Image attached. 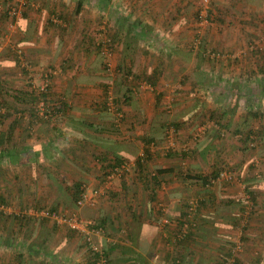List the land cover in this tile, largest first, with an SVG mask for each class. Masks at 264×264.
I'll return each mask as SVG.
<instances>
[{
    "label": "crops",
    "instance_id": "0c3cea01",
    "mask_svg": "<svg viewBox=\"0 0 264 264\" xmlns=\"http://www.w3.org/2000/svg\"><path fill=\"white\" fill-rule=\"evenodd\" d=\"M59 2L62 4L50 10L56 15L53 10L57 8L61 23L67 22L65 27L48 26L47 19L51 17L44 9L41 10L48 14L46 21L27 10L26 17L20 18L26 25L21 24L25 26L16 37L11 35L9 41L11 47L21 46L26 56L23 61L32 65L31 69L54 68L53 98L68 99L70 107L63 108V120L58 123L10 120L1 128L7 131L15 124L9 147L16 146L21 152L18 162H10L16 172H20L15 178L23 179L15 186L2 187L4 191L0 190V194L8 199L11 208L17 209L20 205L28 215L39 216L34 211L38 205L74 212L72 194L76 189L67 182L72 181L68 178H77L74 184L87 181L93 188L99 185L115 158L122 159L132 164V173L115 179L108 195L97 199L95 208L85 206L86 210L77 212L82 217H97L106 225L107 236L99 235L96 239L109 251L107 264H220L229 257L234 242L241 239L239 220L242 216L246 219L252 209V202L247 199L248 206L242 198L250 197L246 184L254 180L243 177L245 180H240L238 185L237 180H219L206 185L198 179L199 175L212 172L214 167L207 163L210 160L213 163L220 151H212L213 138L208 140L204 136L196 140L192 137L195 123H199L198 128H205L199 127L200 121L195 120L194 115H205L209 107L215 109V100L207 107L199 105L202 97L215 99L227 92L210 95L211 85L206 82L211 75L207 68L210 64L188 61L191 52L197 49L191 46L199 2L112 0L102 4L101 0H70L69 5H65L67 0ZM245 3L244 8L234 7L221 15L223 21L217 29L223 32L211 29L207 38L218 50L232 53L243 50L244 55L240 56L256 61L260 55L249 58L244 49L252 36L253 40L263 38L264 51L261 22L264 0H246ZM103 19H106L105 28L117 39L109 68L105 58H98L94 51L98 23ZM76 51L86 54L85 60L81 61ZM231 54H228L230 58ZM227 61L231 64H226ZM234 61L231 58L223 65L217 63V68L235 69ZM123 62L128 63L135 74L145 77L157 72L159 79L155 88L159 93L137 86H133L131 92L130 85L135 81L124 78ZM7 69L16 72L12 66L7 65ZM29 74L20 81L23 92L31 89L27 84ZM9 78L14 81V77ZM106 88L129 97L128 102L120 105L122 119H116L114 114L110 116L105 110ZM231 93L237 96L238 91L233 89ZM168 107L171 109H162ZM24 109H21L23 113H29ZM8 112L20 119L16 110ZM175 122H180L181 126L172 143L168 136L173 128L167 131V127ZM31 131H36L34 137L28 134ZM1 138L3 141V136ZM149 138L155 145L146 143ZM187 144L188 147H182ZM184 149L188 152L187 158L181 155ZM30 151L33 155L25 162L24 157ZM174 151L178 153L171 154ZM187 159L188 167H182L181 162ZM33 160L40 162L41 172L35 171L37 177H32L33 169L28 165ZM139 162L146 164L140 166ZM192 200L200 202L193 217L197 225L185 240L179 241L175 235L177 227L164 222L167 217L171 224H178ZM30 201H34L35 206ZM261 203L259 212L262 214L251 217L249 229L244 233L247 239L239 255L247 258L246 264H264V200ZM2 217L3 214L0 217V264H92L84 238L67 226L49 218Z\"/></svg>",
    "mask_w": 264,
    "mask_h": 264
},
{
    "label": "trees",
    "instance_id": "16d2710c",
    "mask_svg": "<svg viewBox=\"0 0 264 264\" xmlns=\"http://www.w3.org/2000/svg\"><path fill=\"white\" fill-rule=\"evenodd\" d=\"M111 1L112 0H101V3L102 4H109V3H111ZM192 1H195V0H192ZM245 2H246V0H227V2H226V0H211V8H210L209 15H208L209 21L216 22L219 24L220 22L223 21L221 15L227 14V12H229V10L233 9L234 7L237 8V7L241 6L242 8H244L245 5H243L244 6L243 7L242 4H246ZM14 3L18 8L19 3L16 2V0H1L0 39H6V36H7L6 34H8V31H10V29H8L7 26H5L6 29L4 30L1 26V24H4V23L7 24V22H9V19L11 18L10 14H9V8ZM227 3H228V6L226 5ZM32 4H33L32 0H26V2L24 4V8L21 11L22 17H19V18L26 17L27 10H29L30 8H33ZM195 11H196L195 15H197V17H196V23H197L198 19H199L197 8ZM243 12H245V11L243 10ZM55 16H57V17H54V15H53L51 18L47 19L46 24L48 26L52 25V26H60L61 27V24H63V23H58V19L59 20L61 19V18H59L60 15L56 14ZM16 20H17V16L14 15L9 22L10 25H13L14 22H16ZM261 22L264 25V20H262ZM135 25L137 26V24H135ZM212 28H213L212 25H209V27L207 28L206 31H204L202 34H199L198 28L196 27L194 39H197V37H199L200 43H199V45L193 44V46L197 47V49H195L194 47H191V48H194L195 50L198 51L199 57L203 62L206 63L207 61L211 60V61H217L218 63L223 65L225 60H227V59L231 60V58L228 55L226 57H224V55H226V54L223 51L218 50L217 48H215V50L210 49V47H209L210 41L207 38V34L210 31H212L211 30ZM63 30H65V29H63ZM102 34L105 37L100 36ZM95 36H96V44H95L96 52L105 58L106 67L109 68L111 66L110 65L111 64V61H110L111 58L110 57H113V54L116 52L117 39H116V37H114L113 34L109 33L108 28L98 30L96 32ZM246 36H250V35L246 34ZM262 39L263 38L261 37L258 40L257 39L253 40L252 36L249 37V39H247L248 40L247 47L244 49L245 53H247L246 55L249 58L250 57L252 58L255 55H260V57H257V60L254 61L253 64L249 65L248 68L245 66V69L247 71L245 74H242V76L245 77V75H246L247 77L250 78L251 75L256 74V78H258L259 85L264 87V51H263V47L261 46V44L263 42ZM257 42H259V43H257ZM0 47H1V45H0ZM105 47L109 50L108 53L105 51ZM11 49L16 54V56L19 57V59L24 58V52H23L21 47H19V46L11 47ZM123 64L124 65H123L122 69H123V73H124L123 74L124 78L126 80L130 79L131 81H135V84L130 85V91L131 92L133 91V86H137L138 88H141V87H143V83L150 85L153 89L155 88V85L157 84L158 79H159V77H157V72L154 75H151L149 77H145V76L139 75L137 73L135 74L133 71H131V67L130 66L128 67V63L126 64V62H123ZM226 64L230 65L231 61H227ZM17 65L22 70V72H24V75H26V73L30 72L29 69H30L31 65L29 66L27 63H25V61H23V60L17 61ZM50 71H53V70H50ZM227 81H228V79H227ZM240 85H241L240 87L243 86V84H240ZM28 86L31 89L27 90L26 92L14 91L15 93L13 92V94L11 92H8V93L9 94L11 93L12 94L11 97H13L14 100L18 101V103L21 102V104L28 106V108H26V109H28L29 113L31 114V122L32 121H35V122H38V121L39 122H41V121H44V122L45 121H55L58 116H62L61 114L64 112L63 111L64 109H68L70 107V103L68 102L67 99L65 100V99H54L53 98L52 81H49L48 85L45 87L44 90L41 89V86L33 88L34 85L32 84V82L28 83ZM230 87H228V88H230ZM1 88L4 89V86H3V81L0 79V97L2 98V96H3V102L0 103V111L6 110L3 114H0V116L4 117V116H7L6 113H7V111H9L11 106H10V102L3 95V93H2L3 90ZM155 89L153 91H155ZM105 90H106V97H105V103H104L105 110H107V112L110 113L112 111V102H113L115 104V106L117 105L116 110L118 112L119 111L121 112L118 104L121 105V104L128 102L130 100L129 97L126 96L124 98V96L126 94H124L123 96H119L117 94L112 95V93H113L112 89L109 91V89L106 88ZM227 92L223 93V94L226 96ZM17 93H19L20 96H18V97L15 96V94H17ZM249 96H250V98H252V96H253V94H251V91H249ZM37 101L44 102V105L46 106V109H47L45 115L40 114V112H39L40 107L39 106L38 107H37V105L35 106ZM216 103H217V101H216ZM216 105H218V103ZM258 107L253 108L251 106L252 109H249V116L250 117L252 116L251 119H249V120L253 119V122L249 123L248 119L245 117L246 115H244V116L242 115L241 116V118H242L241 125H238L234 130L235 133L240 134V138H241L240 139L241 140V144H240L241 147L240 148H241V151H243V152H246V150L249 148H254L255 146H257L256 142H258L259 140L261 141L262 137H264V124H261L262 126H259V127L254 125L255 120L261 118L264 115V111H260L259 110L260 107L259 108ZM26 109H24V110H26ZM16 112L20 113V115H19L20 119H17L15 117V119H13L14 123L15 122H21L23 119V114H24L23 110L16 109ZM118 115H120L119 119H122L124 116L123 113L118 114ZM226 115L228 117L226 118V120L224 119L225 121H222L221 118H224ZM194 116H195V120L197 119L200 121L199 126H206L207 128L210 126H213V128L215 127L218 136H220V134L223 135L224 131H226V130H231L232 126L234 124V122H233L234 117L230 116V114L228 115L227 111H223V112L220 111L219 105L217 107L215 106V109L209 107L207 112L205 113V115L203 113L202 114L198 113V114H195ZM259 122L257 124H259ZM14 123L9 126V129L6 131V135L3 136L2 148L0 149L1 150L0 156L5 155L7 157H10V161L12 163L18 162V158H19L20 152H21V150H19V149L17 150L16 146L9 147V140H10V137L14 131V128H15ZM180 126H181L180 122H175L173 125L170 124V126L167 127V131H170V129L173 128L175 130L174 133L176 134L178 132ZM246 129H248L247 132H246ZM146 143L151 144L152 146L155 145L154 140H151L150 138L146 140ZM175 153H178V152L174 151L171 154H175ZM186 154H188V152L185 149L182 150L181 155L183 157H185ZM217 158H218L217 164H216L217 167L214 166V169L212 170L211 173H208L204 176L199 175V177H198V179L202 180L204 182V184H206V185L207 184H209V185L213 184V182H211V180L212 179L216 180L218 178V176L220 175V172L223 169H228L227 167L221 168V164L223 162V159H221V152H218ZM123 162H125V161L122 159L118 160L117 158H115L114 164L112 165L111 168H109V170H111L112 168H114L116 166H120ZM242 162H240V164ZM145 164H146V162L145 163L144 162L138 163V165H140V166H143V165L145 166ZM228 170L233 173V171L231 169H228ZM107 172L108 171L106 170V172L104 173V176ZM153 176H156V173ZM191 178H193V177H191ZM247 178L250 179L249 176ZM247 178H246V180H247ZM154 179H155V177H154ZM241 180H245V178L241 179ZM229 182H231V181H229ZM243 182H245V181H243ZM74 187L76 190L72 194V197L75 200V206L78 209H82L85 206L77 205V201L79 200V198L81 197V194L83 193L84 184L81 182V183L75 184ZM246 188L248 190V194H250V197L248 198V200H250L252 202V205H251L252 209L249 211L248 217L246 219H242V218H245L244 216H242L239 220V222L241 221L239 223V227L242 228V232H243L240 241L243 243V245H244V240L247 239L246 237H244V233H246L249 229L251 217L257 213L262 214L261 212H259V210H261V204H262L261 198L264 196V182L259 181V182L247 184ZM242 199H243L242 201H246V199H244V198H242ZM196 201H197L196 209H198V204L200 202L198 200H196ZM8 203H9L8 199L3 194H0V204H2L4 207H8L9 206ZM190 204L191 203L189 202V206H190ZM34 206H35V204H34ZM255 206L258 208L254 209ZM44 209L49 210L50 212H54V211L69 212V211H63V210L57 209V207L43 208V206H41V205H38V208L35 209L34 211L36 213L37 212L39 213ZM21 210H23V209H21ZM0 212H1V214H3V216H6V214H7L4 210H0ZM70 213H76L77 214V212H70ZM244 213H245V210H244ZM15 216H16L15 217L16 219H27V218L30 219L31 217H36L37 215L34 216V214L33 215H31V214L26 215L25 213H23V214H17L16 213ZM193 217H194V214L191 217H189V213L187 211L179 219L178 224L176 225V227H177V231L175 234L176 236H177V233L180 232L183 224H185L186 222L189 224V229H188L186 236L183 239L177 238L179 241L185 240L189 236L192 228L196 227L197 223H195L196 221L193 219ZM45 218H49V217L45 216ZM93 218L96 219V222L99 225H103L106 228V225L103 224L102 221H100L98 218H95V217H93ZM59 225H61V224H59ZM106 251H107L106 252L107 257L109 258V251L108 250H106ZM233 251H234V249H233ZM231 253H232V251L228 254L229 257L227 259H229L230 256H232ZM227 259H226V261H221L220 264H240V258H235L231 262L228 261ZM91 262H93L92 257H91Z\"/></svg>",
    "mask_w": 264,
    "mask_h": 264
},
{
    "label": "rangeland",
    "instance_id": "374dc122",
    "mask_svg": "<svg viewBox=\"0 0 264 264\" xmlns=\"http://www.w3.org/2000/svg\"><path fill=\"white\" fill-rule=\"evenodd\" d=\"M32 1H33L34 6H33V8H30L29 10H32V12L34 14H38L37 17H39V15H40L43 18V21H46L47 15H48L47 13H49L50 17H52L54 15L53 12L50 10V9H52V6H54V5L57 6V4H62L61 2H59V0H32ZM69 1L70 0H67L65 5H69L70 4ZM257 1L261 2V0H257ZM77 8H79V6H77ZM41 9H44L47 13H45ZM53 11H55L57 15L59 14V11L57 10V8H55V10H53ZM19 17H21V14L18 15L17 20H16V22H14L13 25H10V23H9L11 18L9 19V22H7V24H5V23L1 24V26H2V28L4 30L6 29L5 26H7V28L10 29V31H8V34H6L7 35L6 39H0V41H1L0 42V45H1V49H0V79L3 81V86H4V89H2V88L1 89L3 90V92H2L3 95L10 102V106H11L10 109H9L10 112H11L12 108L14 110H16V109L21 110L23 108H27L28 107L27 105L21 104V102H19L20 103L19 104L18 101L14 100V98L11 97V95L13 94L14 91H21V92L23 91L20 88L21 87L20 86V84H21L20 81L23 79L24 72H22V70L17 65V61H20V60L22 61L23 59H21V58L19 59V57L16 56V54L12 51L11 42L9 41L11 35L16 37V33H18L20 31V29H22V26L26 25L25 22H23V21L20 22L21 20H20ZM54 17H57V16L54 15ZM61 20L62 19H60V20L58 19V23H61L62 22ZM105 22H106V19H103L102 22L100 21V23H98V30L106 29L105 25H107V24ZM23 23L25 25H21ZM66 23L63 22V24H61V26L65 27ZM219 24L216 23V22H211L210 21V25H212V27H213L212 29L217 31V33L221 34L223 32L222 29L221 30L217 29V26ZM50 27H54V28L56 27L57 28V26H52V25H50ZM208 34H207V36H208ZM100 36L105 37L103 34L100 35ZM209 40H210V38H209ZM247 43H248V40H247ZM193 44H196V39H193L192 45ZM16 45H18V44L16 43ZM211 45H209L210 49H214L215 50L216 47L215 46H211ZM191 47L196 48L195 46H191ZM192 49H190V50L192 51ZM94 51H95V54L98 56V58L101 57V55L96 52V49H94ZM194 51H196V52L195 53L193 51L191 52L190 57L188 58L189 59L188 61H198V63H200L199 61H202V60L198 56V51L197 50H194ZM224 53L226 55H228V54H231L232 52L231 51H227V52H224ZM240 55H244L243 50H240L238 52H234V53L231 54V58L235 60L234 61L235 62L234 63V68L235 69H232L229 66V67H226V70H222V68L219 70L217 68V63H218L217 61H211L210 60V61H207L206 63L203 62V64L205 66L210 64V66H207V68H209L210 73H211L212 76L210 75V76H208L209 78L206 79V82L209 81L208 83H210V85H211V86L209 85L211 87V90L209 92L210 95H212V94L215 95V93H219V91H228V92H227L226 96H223V97H220V98L217 97L215 99L202 97V100L199 102V105L207 107V106H209V103L213 104L212 101H214V100H215V102L217 101V103H218V105L220 107V111H222V112L223 111H227L228 115L230 114V116L234 117V121H233L234 124L232 126V129L224 131V134L223 135L220 134V136L217 135V131H216L215 127L210 130V128H212L213 126L212 127L210 126L208 128L205 126L204 129H200V128L197 127L198 124L195 123V127L192 129V133H195V135H193L192 137L195 138L196 140L197 139L200 140L204 136H206V138L208 140H211L213 138L211 140L213 142V143H211L212 146H213L212 151L214 152L215 150H218V151L221 152V159H223V162L221 164V168L227 167L228 169H231L233 171L232 174L234 175V179L237 180V185L239 184V181L243 177H248V176L251 178V180L252 179L254 180V183L255 182H259L261 180H264V178H263L264 177V137H262L261 141L259 140L258 142H256L257 146H255L254 148H249V149L246 150V152H243V151H241V148H240L241 147L240 146V144H241L240 134L234 132L235 128L238 125H241V121H242L241 116L242 115L243 116L246 115L245 117L248 119L249 123L253 122V119L249 120L252 117V116L251 117L249 116V109H252L251 106L253 108H255V107L257 108L259 106L260 107L259 110L260 111H264V87L259 85V81H258V78H256V74L255 75H251L250 78L247 77L246 75H245V77L242 76V74H245L246 71H247L245 69V66L248 68L249 64H253L254 61H248V59L246 57L243 58ZM6 56L8 58H9V56H11V57L8 59ZM78 56L80 57V60L82 61V60H85L84 56H86V54L82 55V53L78 54V52H77V57ZM81 56H83V58ZM24 58L26 59L25 54H24ZM237 60H242L243 62L242 61H237ZM9 61H12V62L9 64L8 63ZM25 63H26V61H25ZM7 65L12 66V68H14V70L17 73L16 72L12 73L11 70L7 69ZM31 67H32V65H31ZM50 70H53V68H50L49 70L43 69V67H40L39 70L30 68L29 69V71H30L29 73L30 74H29V77H28V80H27V84L32 82V84L34 85L33 88L42 86L44 84V81H46L45 80L46 79V74H47V76L49 78V81H53V76H50V73H52L51 75H55V71H50ZM234 74L236 75L235 78L233 77ZM9 77H14L13 78L14 81L11 80L12 78H9ZM232 78H234V79H232ZM227 79H228V81H227ZM240 84H243V86L240 87L241 86ZM224 86L226 87V89L224 88ZM228 87H230V88H228ZM141 89L147 90L150 93H156V92L159 93V91H157V89H155V88H154L155 91H153L154 89L151 90V88H147V87L146 88L141 87ZM233 89H234V91H238L237 96H235V93H231V90H233ZM112 91H113L112 95L113 94H115V95L117 94L113 89H112ZM249 91H251V94H253L252 98H250V96H249ZM8 92H11L12 94L11 93L9 94ZM15 96L18 97V96H20V94L17 93V94H15ZM208 96H209V94H208ZM192 97H190V98L192 99ZM40 101H37L35 106L37 105V107L38 106L46 107ZM2 102H3V96L0 99V103H2ZM162 105H164V103ZM218 105H216V107ZM116 106L112 102V111H111V113L108 112V114H110V116H112V114H114L113 116L116 119H119L120 115H118V114H121L122 112H120V111L118 112L116 110ZM118 106L120 107L119 104H118ZM213 107L215 108V106H213ZM162 109H164V111H166V110H170L171 108L168 107V108H162ZM5 111L6 110L0 111V114H3ZM8 113L9 112L7 111V113H6L7 116H4V117L0 116V149L2 148V138L1 137L4 136V132H6V130L2 131L1 128L6 126L8 121H10V120L13 121V119H15L14 116H11L12 114L10 115ZM15 116H17V115H15ZM227 117L228 116L226 115L224 118H221L222 121H225ZM60 120L61 121L63 120L62 116H58L55 121H45V122L41 121V122L50 124V123H54V122L58 123ZM22 121L31 122V114L24 113ZM258 122H259V124H257ZM254 123H255L254 125H256L258 127L262 126L261 124H264V115L261 118L256 119ZM247 131H248V129H246V132ZM35 133H36V131L35 132L31 131V133L28 132L30 137H34ZM188 144L186 146L184 145L182 147H188ZM27 154L28 155L24 157L25 162H28V158H29L28 156L33 155V152L30 151ZM217 157H218V155H217ZM217 157L213 161V163L210 160V162L207 163V166H211V167L216 166L217 159H218ZM185 158H187V157H185ZM240 162H242V163L240 164ZM39 163L40 162H37V160L36 161L33 160L32 164L28 163V165L31 166L32 169H33V174H32L33 176L32 177H37V175H35L36 174L35 171L41 172V169L38 168ZM188 163H189V160L187 159L186 161H184V163L181 162V166L182 167H186V166L188 167ZM131 166H132V164H131ZM108 170L109 169H107V171ZM17 171L18 172H16V169H15L14 165L10 162V157H7L5 155L4 156H0V188H1L0 190L1 191H4L2 189V187H6L9 184L11 186H15L16 184H18L20 182L19 179H23V177L22 178H17V179L15 178V175L20 173L19 170H17ZM132 171H133V167L131 168V171L129 173H132ZM129 173H128V175H129ZM119 178L121 179V177H114L112 179V181H111V184L109 185V188L113 187L114 180L115 179H119ZM13 179H15L14 182H13ZM68 179H71L72 181H67V182L72 183V185H75L74 182H75V180H77V178L70 177ZM105 179H106L105 177H101L99 185H97V186H95L93 188L101 187L100 185H103V181ZM82 183L84 184L85 187L91 188L90 184L87 181H82ZM93 188H91V189H93ZM244 199L247 200L248 197L244 198ZM261 200H264V196L261 198ZM29 203H31L33 205L35 204L34 201L33 202L30 201ZM36 204H37V202H36ZM246 204L248 206L250 205V203L247 202V201H246ZM27 206H29V204H27L26 207ZM72 207L76 208L74 206H72ZM82 209H84V208H82ZM82 209H81V211H82ZM0 210H4L7 213L6 216L2 217L3 219H10L11 218L13 220H17L15 218L16 217L15 214L16 213L17 214H23L24 213V211L21 210L20 205L17 207V209L16 208L14 209L13 207L12 208L10 206L4 207L2 204H0ZM60 210H63V209H60ZM84 210H86V209H84ZM88 211L89 210H87V212ZM74 212H79V209L76 208V211L74 210ZM26 213L27 212L25 211V214ZM26 215H28V214H26ZM34 216H36V215H34ZM0 217H1V212H0ZM36 217L45 218V216H42V215H39V216H36ZM93 217L94 216L88 217V218H93ZM84 218H87V217H84ZM95 218H97V217H95ZM171 222L170 223H165L164 222V223L165 224H170V226H172V227L173 226L176 227L177 222H173V224H171ZM178 233H177V237H178ZM105 235L107 236V232H106V234L104 233V236H101V235L100 236L101 237H105ZM96 237L97 236H95V240L97 241ZM237 237H239V234L237 235ZM234 244H235V246L231 249V251H232L231 255L232 256H230V258L227 259V260L231 262L235 258H240V264H246L247 258L244 257V256L241 257V255H239L240 253H242V250H243V247H244L243 243L241 241H237V242H234ZM100 247H102L105 250H108L105 246H100ZM233 249H234V251H233ZM222 261H226V259L225 260L222 259ZM259 262L260 261L258 260L257 263H259Z\"/></svg>",
    "mask_w": 264,
    "mask_h": 264
},
{
    "label": "built area",
    "instance_id": "2783aa9c",
    "mask_svg": "<svg viewBox=\"0 0 264 264\" xmlns=\"http://www.w3.org/2000/svg\"><path fill=\"white\" fill-rule=\"evenodd\" d=\"M199 4L197 5V11H198V22L196 27L198 28V33L202 34L204 31L207 30V28L210 25V21L208 18L209 11L211 8V0H197ZM20 4V8L14 4L9 8V14L11 18L15 15L18 17L19 14H22L21 11L24 8L25 0H16ZM34 6V4H32ZM0 7H1V0H0ZM200 43V38L197 37L196 39V45H199ZM1 49V47H0ZM105 51L108 53V49L105 47ZM52 73H50V76ZM46 81H44V84L41 86V89L44 90L45 87L49 83V78L46 74ZM144 88H153L150 85H147L146 83H143ZM44 104V102H42ZM39 112L40 114L45 115L46 114V107L44 106H39ZM174 129L169 132L168 136L170 138V142L174 143ZM131 164L129 162H123L120 166H116L112 168L111 170H108V172L105 174V180L103 181V185H100L101 187L99 188H87L84 186L83 193L81 194V197L77 201V205L79 206H89V207H95L97 205V199L99 197H103L108 195V189L109 185L111 184V181L114 177H123L124 175L128 174L131 171ZM219 180H226V181H234V175L232 174L231 171L228 169H223L220 172V175L218 178L212 179L211 182H216ZM190 206L188 207V213L189 217H191L195 211H196V206H197V201H191ZM39 215L46 216L51 218L54 222L61 224V225H66L70 229L80 233L85 242L88 244V247L90 249L91 257H92V264H107L109 261V258L107 257L106 250L100 247L101 245L98 244V242L95 240V236L98 235H104L106 233V228L103 225H99L96 222V219L94 218H84L76 213H70V212H60V211H54L50 212L49 210H42L39 212ZM170 219L166 218L165 223H170ZM189 229V224L186 222L183 224L181 227L180 232L178 233L179 239H183Z\"/></svg>",
    "mask_w": 264,
    "mask_h": 264
}]
</instances>
